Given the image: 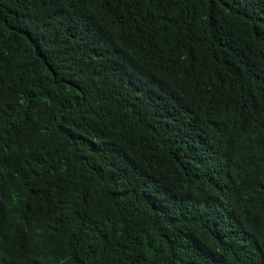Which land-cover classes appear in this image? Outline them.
I'll return each instance as SVG.
<instances>
[{"label":"trees","instance_id":"1","mask_svg":"<svg viewBox=\"0 0 264 264\" xmlns=\"http://www.w3.org/2000/svg\"><path fill=\"white\" fill-rule=\"evenodd\" d=\"M0 264H264V0H0Z\"/></svg>","mask_w":264,"mask_h":264}]
</instances>
